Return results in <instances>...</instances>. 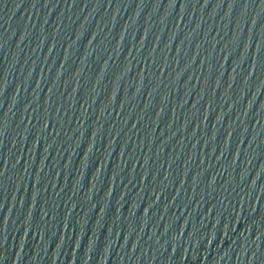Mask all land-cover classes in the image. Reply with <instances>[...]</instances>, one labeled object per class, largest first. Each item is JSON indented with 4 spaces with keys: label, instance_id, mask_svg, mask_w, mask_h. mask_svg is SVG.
Segmentation results:
<instances>
[{
    "label": "water",
    "instance_id": "obj_1",
    "mask_svg": "<svg viewBox=\"0 0 264 264\" xmlns=\"http://www.w3.org/2000/svg\"><path fill=\"white\" fill-rule=\"evenodd\" d=\"M0 264H264V0H0Z\"/></svg>",
    "mask_w": 264,
    "mask_h": 264
}]
</instances>
